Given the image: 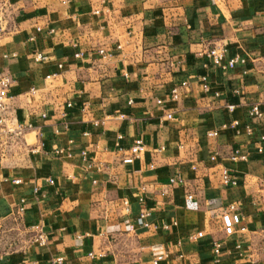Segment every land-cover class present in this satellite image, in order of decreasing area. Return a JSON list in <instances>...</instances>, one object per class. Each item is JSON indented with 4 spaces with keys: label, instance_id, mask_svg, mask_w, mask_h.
Segmentation results:
<instances>
[{
    "label": "crops",
    "instance_id": "1",
    "mask_svg": "<svg viewBox=\"0 0 264 264\" xmlns=\"http://www.w3.org/2000/svg\"><path fill=\"white\" fill-rule=\"evenodd\" d=\"M3 3L7 114L30 126L0 131V264H215V239L217 264H264V0ZM215 47L240 61L213 64ZM138 138L146 150L124 163ZM232 204L242 221L226 237Z\"/></svg>",
    "mask_w": 264,
    "mask_h": 264
},
{
    "label": "built area",
    "instance_id": "2",
    "mask_svg": "<svg viewBox=\"0 0 264 264\" xmlns=\"http://www.w3.org/2000/svg\"><path fill=\"white\" fill-rule=\"evenodd\" d=\"M214 1V0H213ZM5 3H3L2 5L0 4V39L3 36L4 33V17H5ZM98 11H96L97 13ZM38 30H40L41 28L38 27ZM100 52L102 54H106L105 50H100ZM108 54V53H107ZM79 54H77L78 56ZM207 57L210 59V61L223 68V69H227V68H233L239 61L240 58L239 57H233L229 60H226L225 56H226V51L224 48L221 47H215L210 49L207 52ZM244 61V60H242ZM202 80V87L205 91L209 90V84H208V78L207 75H203L201 77ZM14 79L11 77L10 74L6 73V72H0V131H3L5 133L8 134H13L15 137L17 138H21L23 136V134L25 133L26 129L30 126V125H25L22 124L20 122L15 123V119L11 118L8 114H7V110H8V102L9 100L12 98L11 94H10V89L12 87V85L14 84ZM186 82H183L181 86H186ZM179 86L175 87L172 89V98L177 100L179 98ZM34 92V91H33ZM159 103H161V101H158ZM234 106H229V108H233ZM249 115L250 117H252L253 119H257L258 117H260L261 112H260V108L259 106L255 105L253 106L250 111H249ZM173 117L172 113H167V118L171 119ZM216 132H211L209 133V135H216ZM146 143L143 141V139L138 138L134 141V143L131 145L130 149H129V153L124 157L123 162L130 164L133 163L136 159H138L141 155L142 152H144L146 150ZM262 148H259V151H262ZM212 160H215L216 157L215 155H212L211 157ZM231 159L233 161H237V160H245L246 156L240 155L238 151H235L234 154L231 156ZM194 169H196V167H194ZM176 179L172 178L171 181L174 182ZM178 181H182L181 177L177 178ZM21 181L19 179L15 180L16 184H19ZM53 180H50V183H53ZM221 182L224 186H235L238 184V181L236 180V178H234L232 176V174L230 173V171L227 168H223L221 171ZM194 198V196L189 193L187 194V199L188 200H192ZM25 202L24 199H21V205H19L17 212L18 213H22L25 211V208L23 206V203ZM126 209L129 210V203L127 200L124 201ZM148 213L147 212H143L138 218H137V223L139 226L142 227H150L151 223H149L147 217H148ZM220 220H221V225H222V230L223 233L226 237H230L232 235L235 234L236 232V227L239 226L241 224L242 218L241 215L236 212V205L232 204L229 205L227 207H225L223 209V211L220 214ZM35 228L38 230L39 226H35ZM131 228H134V225L131 224ZM246 228L245 227H241L240 230L244 231ZM2 231V225L0 222V234ZM204 237V232L203 231H198L196 234H191L190 238L191 239H198V238H202ZM36 240L38 241V243L40 245H43L46 243L47 238L46 235L43 233H39L36 236ZM239 247V245H238ZM213 253H214V259L213 262L215 264H217V262H219L220 260V255H221V249H222V241L220 239H215L213 241ZM92 256V254H91ZM163 258V255L157 256L154 260V264H158V262ZM51 264H71L70 261H68L64 256H57L55 257Z\"/></svg>",
    "mask_w": 264,
    "mask_h": 264
}]
</instances>
